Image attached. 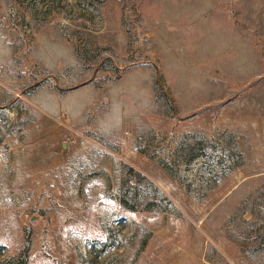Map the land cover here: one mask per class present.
Masks as SVG:
<instances>
[{
  "label": "rangeland",
  "instance_id": "1",
  "mask_svg": "<svg viewBox=\"0 0 264 264\" xmlns=\"http://www.w3.org/2000/svg\"><path fill=\"white\" fill-rule=\"evenodd\" d=\"M0 264H264V0H0Z\"/></svg>",
  "mask_w": 264,
  "mask_h": 264
},
{
  "label": "trees",
  "instance_id": "2",
  "mask_svg": "<svg viewBox=\"0 0 264 264\" xmlns=\"http://www.w3.org/2000/svg\"><path fill=\"white\" fill-rule=\"evenodd\" d=\"M121 200H122V203H123V204L125 203V205H126V202H127L126 197H123ZM128 207L131 208V209H134L133 206H129V205H128ZM17 258H18V257H17ZM20 258H21V257H20ZM25 259H26V258H24V261H25ZM14 260H15V259H14Z\"/></svg>",
  "mask_w": 264,
  "mask_h": 264
}]
</instances>
